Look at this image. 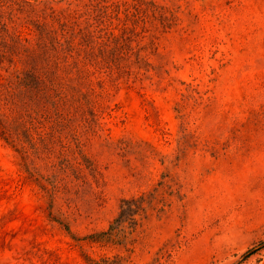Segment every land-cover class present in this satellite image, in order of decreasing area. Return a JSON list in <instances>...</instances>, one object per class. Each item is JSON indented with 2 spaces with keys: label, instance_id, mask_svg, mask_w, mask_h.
<instances>
[{
  "label": "rangeland",
  "instance_id": "rangeland-1",
  "mask_svg": "<svg viewBox=\"0 0 264 264\" xmlns=\"http://www.w3.org/2000/svg\"><path fill=\"white\" fill-rule=\"evenodd\" d=\"M0 264H264V0H0Z\"/></svg>",
  "mask_w": 264,
  "mask_h": 264
},
{
  "label": "trees",
  "instance_id": "trees-1",
  "mask_svg": "<svg viewBox=\"0 0 264 264\" xmlns=\"http://www.w3.org/2000/svg\"><path fill=\"white\" fill-rule=\"evenodd\" d=\"M137 200L127 199L121 202V209L118 217L113 222V225L110 229L114 228V225H120L122 222L129 221L131 223L133 221L132 216L135 214L136 209H138Z\"/></svg>",
  "mask_w": 264,
  "mask_h": 264
}]
</instances>
